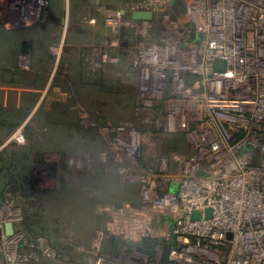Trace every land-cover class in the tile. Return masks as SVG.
Returning <instances> with one entry per match:
<instances>
[{"label": "built area", "instance_id": "obj_1", "mask_svg": "<svg viewBox=\"0 0 264 264\" xmlns=\"http://www.w3.org/2000/svg\"><path fill=\"white\" fill-rule=\"evenodd\" d=\"M134 12L154 17L133 20ZM104 25L113 35L134 30L142 42L136 99L146 123L160 111L162 133L149 135L157 163L142 165L147 137L135 124L101 129L129 162L119 173L139 185L143 207L175 218L168 264H264V0H130L128 15L106 16ZM179 139L185 155L159 152ZM193 210L202 219L192 221ZM20 225L18 214L0 212L7 264L58 257L51 241ZM103 240L98 231L92 264H126L103 252Z\"/></svg>", "mask_w": 264, "mask_h": 264}, {"label": "rangeland", "instance_id": "obj_2", "mask_svg": "<svg viewBox=\"0 0 264 264\" xmlns=\"http://www.w3.org/2000/svg\"><path fill=\"white\" fill-rule=\"evenodd\" d=\"M89 1L100 11V19L103 20V24L106 16L118 14L119 10L126 6L127 9L130 7V0ZM156 21L155 25L159 26L160 15ZM99 33L102 37L99 42H88L82 45L84 57L81 60L76 59V51H79L76 45L64 50L65 52L60 45H53L50 49L52 53L51 66L42 90L46 89V91H44L40 102L45 110L50 109L47 105L49 106L53 102H62L60 104L66 106L74 103L76 100H73L75 91H71V89L75 90L79 79V83H84L81 85L84 86V90L90 89L87 96L91 98L84 105L79 101L78 106H76L77 104L72 106V108L75 107L73 110L76 111L78 121L69 125L38 123V111L43 110L38 107L35 112L30 109L26 122L16 125L14 128L5 125L4 129L10 131L8 139L15 137L12 142L14 146L30 147V139L32 138L33 143L34 139L41 136L50 139L51 142L47 143L48 147H52V149L47 150L42 160L36 164V170L34 169L33 179L36 181L34 187L39 192H48L53 200L58 199L57 196L63 191L62 194L65 195L68 188H71L74 201L72 204L63 205V208L66 207V212L76 210L78 208L76 198L78 195L83 197L85 200L84 212L89 215L94 214L90 221L93 226H97L99 223L107 225L104 229L106 232L102 246L105 244L106 238L109 240L116 238L122 243V248H128L132 252L137 250L140 254H150L153 257L158 256L156 259L162 261L174 243L171 228L175 218L167 212H153L143 207L139 197V185L130 181L126 174L119 173V168L126 167L129 162L113 151L111 137L104 134L101 129L104 123L111 125L135 124L147 137V144L144 147L146 156L142 165L157 163L155 157L157 153L149 144L151 137L149 135L157 137L162 133L161 128H158L157 125V116L160 111L159 108H156L152 123H146L144 121L146 114H140L136 99L138 87L136 51L142 42L134 30L122 31L113 35L104 26ZM62 52H64L63 57ZM80 64L81 72L78 70ZM33 65L34 61L30 53L22 49L15 58L14 70L2 85L0 93L2 103L5 104L13 100L17 102L19 94L21 100L22 96H25L28 90L34 87L28 85L27 82L29 75L34 74ZM117 79L126 81L128 89L123 94H116L118 92L115 90ZM17 86L20 91H13ZM92 87L97 90H91ZM66 106V109L70 107ZM65 108L64 110L68 111ZM57 110H61V108ZM66 134H68L66 145L68 151L61 149L65 144L60 145L59 142L57 144L56 140L51 138L58 135H62L64 138ZM66 141L63 139V142ZM174 151H181L184 155L188 152L186 145L180 139L164 141L159 149L161 154ZM74 171L79 176L77 184L75 182L78 180V176H75ZM100 174H103V178L99 177ZM15 190L17 192V189ZM32 190L34 191V188ZM13 195H10L11 201H25L23 195L20 194V197L18 194ZM7 202L1 206L2 209L0 207V211L13 216L18 214L21 220V230L25 231L26 236H31L26 230L25 216L21 207L15 203ZM97 210L101 214L99 223L96 218ZM63 213L64 211L62 216H64ZM202 217L203 213L200 210H193L190 214L192 221L200 220ZM60 225L59 223L56 226L60 228ZM95 226L92 243L94 248L97 244L95 241L96 231L99 230H95ZM63 228L68 229L69 227L64 226ZM62 236L66 238L65 235ZM145 241L152 242L154 245L146 247Z\"/></svg>", "mask_w": 264, "mask_h": 264}, {"label": "crops", "instance_id": "obj_3", "mask_svg": "<svg viewBox=\"0 0 264 264\" xmlns=\"http://www.w3.org/2000/svg\"><path fill=\"white\" fill-rule=\"evenodd\" d=\"M129 12L130 7L127 9V6L119 10V13L125 15H128ZM104 26L103 20L100 19V11L89 0H0V93L5 79L14 70L15 58L22 49L28 51L34 61V74L29 75L27 81L28 85L34 87L29 89L21 100L19 94L17 102L13 100L4 104L0 100V207L6 201L19 205L24 212L25 227L29 234L32 236L42 235L51 243L59 241L60 248H56L58 257L46 259L45 264H92L94 256L92 243L95 232L93 228L95 225L93 226L90 221L94 214L89 215L84 212L85 200L79 195L76 198L78 208L66 212V207L63 208V205L72 204L74 201L71 188H68V191L65 190V195L62 194L63 191L57 196L58 199L54 200L48 192L37 191L34 187L36 181L33 179V173L34 169L36 170V164L42 160L47 150L52 149V147H48L47 143L50 139L41 136L34 139L33 143L31 138L30 147L14 146L12 142L15 137L8 139L10 131L4 129V126L10 125L11 128H14L16 125L26 122L30 109L35 112L38 107L43 108L42 111L40 109L38 111V123L69 125L77 122L76 111L73 110L75 107L72 108V106L75 104L78 106L79 101L84 105L91 98L87 96L90 89L84 90V86H81L83 82L79 83V79L75 90L71 89V91H75L73 100H76L74 103L66 106L60 104L62 102H53L49 106L47 105L50 109L45 110L40 102L44 91H46V89L42 90L51 66L52 53L50 49L53 45H60L64 51L76 45L79 51H76L77 54L74 55L76 59L81 60L84 57L82 45L88 42H99L102 38L99 31ZM64 52H62V57ZM78 70L81 72V64ZM50 81H52L51 78ZM115 86V90L118 91L116 94H123L128 89L124 79L121 81L117 79ZM18 87H15L13 91H20ZM91 90L97 89L92 87ZM65 106L71 108L66 109ZM58 108L61 110H57ZM64 108L68 111H65ZM67 136L68 134L64 138L62 135L51 138H54L57 144L58 142L60 145L65 144L63 147L66 149L63 147L61 149L68 151ZM63 139L67 141L63 142ZM74 173L76 174V171ZM99 177L103 178V174H100ZM77 178L76 184L79 182V176ZM112 187L114 189L113 185ZM11 194H18L19 197L21 194L25 197V201H11ZM63 211L64 216L61 215ZM66 214L67 216H65ZM96 214L99 223L101 214L98 210ZM59 223L61 224L60 228L56 226ZM64 226L69 228L66 230L63 228ZM106 226L99 223L95 226V230L99 229L96 233L99 231L105 234ZM62 235H65L66 238ZM102 250L107 256L120 259L126 264H148L149 261L156 260L158 257L122 248V243L116 238L113 240L106 238ZM0 264H7L1 253Z\"/></svg>", "mask_w": 264, "mask_h": 264}, {"label": "water", "instance_id": "obj_4", "mask_svg": "<svg viewBox=\"0 0 264 264\" xmlns=\"http://www.w3.org/2000/svg\"><path fill=\"white\" fill-rule=\"evenodd\" d=\"M153 14L150 13V12H134L132 14V19L133 20H152L153 19ZM221 63H217V67L220 66ZM206 216L207 217H210L211 216V210H207L206 211ZM13 231H14V226L12 223H8L6 225V234L8 236H11L13 234ZM52 245L55 247V248H60V243L59 241H53Z\"/></svg>", "mask_w": 264, "mask_h": 264}, {"label": "trees", "instance_id": "obj_5", "mask_svg": "<svg viewBox=\"0 0 264 264\" xmlns=\"http://www.w3.org/2000/svg\"><path fill=\"white\" fill-rule=\"evenodd\" d=\"M144 245L146 247H148V246H153L154 244L152 242L149 243L148 241H145ZM102 248H103V246H102ZM168 252H169V250L167 251L166 257L161 261V264H168V260H167Z\"/></svg>", "mask_w": 264, "mask_h": 264}]
</instances>
